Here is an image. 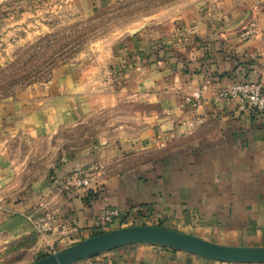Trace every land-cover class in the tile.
Wrapping results in <instances>:
<instances>
[{
  "label": "crops",
  "instance_id": "1",
  "mask_svg": "<svg viewBox=\"0 0 264 264\" xmlns=\"http://www.w3.org/2000/svg\"><path fill=\"white\" fill-rule=\"evenodd\" d=\"M253 21L257 35L242 39ZM137 30L109 59L137 61L123 65L120 91L136 97L138 115L85 152L51 144L97 110L101 83L88 88L79 66L0 102V262L29 264L90 238L109 207L125 215L112 226L134 216L219 245L264 247V113L214 97L231 75L264 84V0H175ZM151 47L159 58L147 57ZM197 92L200 105H187ZM86 167L94 169L91 187L71 188L70 177ZM39 218L49 224L42 234L33 225ZM76 264L228 263L131 244Z\"/></svg>",
  "mask_w": 264,
  "mask_h": 264
},
{
  "label": "rangeland",
  "instance_id": "2",
  "mask_svg": "<svg viewBox=\"0 0 264 264\" xmlns=\"http://www.w3.org/2000/svg\"><path fill=\"white\" fill-rule=\"evenodd\" d=\"M174 1L0 0V102L52 82L65 67L79 66L88 88L94 80L101 83L93 95L97 110L81 124L60 130L51 144L70 153L85 152L101 133L125 126L124 119H136L140 109L135 106L136 97L120 91L126 83L124 66L135 67L137 61L117 58L110 62L111 53L140 27L143 18ZM152 112V108L143 107L145 115ZM55 154L52 156L50 148V163ZM132 226L141 225L131 221L97 233ZM51 254L45 251L40 256ZM22 262L10 258L0 264Z\"/></svg>",
  "mask_w": 264,
  "mask_h": 264
},
{
  "label": "water",
  "instance_id": "3",
  "mask_svg": "<svg viewBox=\"0 0 264 264\" xmlns=\"http://www.w3.org/2000/svg\"><path fill=\"white\" fill-rule=\"evenodd\" d=\"M131 244L157 245L220 263L264 264V247L219 245L193 235L151 225L102 233L29 264H76Z\"/></svg>",
  "mask_w": 264,
  "mask_h": 264
},
{
  "label": "built area",
  "instance_id": "4",
  "mask_svg": "<svg viewBox=\"0 0 264 264\" xmlns=\"http://www.w3.org/2000/svg\"><path fill=\"white\" fill-rule=\"evenodd\" d=\"M258 26L255 21L251 23L249 28L241 36L242 39L247 40L252 36L257 35ZM214 97L218 101L230 102L234 101L238 105L239 111L253 110L259 114L264 113V84L249 81H243L235 84L225 85L215 91ZM202 93L197 92L192 97L186 99V104L192 107L200 105ZM93 167H86L76 172L68 180V185L73 189H88L91 187L94 180ZM138 211V209H135ZM124 214L119 208H106L97 217L98 229H106L112 227L116 221L124 219ZM134 216L126 217L125 222H130ZM33 225L37 232L42 234L49 230L48 219L39 218L33 221Z\"/></svg>",
  "mask_w": 264,
  "mask_h": 264
},
{
  "label": "trees",
  "instance_id": "5",
  "mask_svg": "<svg viewBox=\"0 0 264 264\" xmlns=\"http://www.w3.org/2000/svg\"><path fill=\"white\" fill-rule=\"evenodd\" d=\"M160 52H162V51H160ZM160 52L157 50V49H154L153 47H151V52H150V55H148L147 57L149 58V59H153L152 57H157V58H159V54H160ZM130 58V60L132 59V57H129ZM156 58V59H157ZM227 80L229 81V83L228 84H235V83H240V82H243V81H245L244 79H239L238 77L236 78V77H234V76H228L227 77ZM227 84V85H228ZM225 86V85H224ZM99 232V231H98ZM99 234H101V233H95V234H93V236H96V235H99ZM46 256H48V255H43V256H40L39 257V259H41V258H44V257H46Z\"/></svg>",
  "mask_w": 264,
  "mask_h": 264
}]
</instances>
